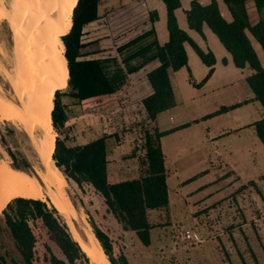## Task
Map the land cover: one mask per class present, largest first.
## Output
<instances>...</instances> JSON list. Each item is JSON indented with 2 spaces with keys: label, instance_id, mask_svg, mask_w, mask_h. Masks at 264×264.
<instances>
[{
  "label": "trees",
  "instance_id": "16d2710c",
  "mask_svg": "<svg viewBox=\"0 0 264 264\" xmlns=\"http://www.w3.org/2000/svg\"><path fill=\"white\" fill-rule=\"evenodd\" d=\"M161 1L167 9L169 41L165 45L158 41V12L151 11L146 0L103 13L102 0H72L73 22L60 34L69 76L61 82L64 84L55 85L48 101L52 126L58 132L56 137L54 129L48 150L65 182L73 183L82 195L90 190L102 204L104 220H114L124 231L135 232L144 246L151 244L154 226L150 214L167 210L170 204L161 143L167 133L154 127L158 115L175 105L170 72L188 68L186 45L210 68L198 87L212 77L216 64L213 53L203 51L179 28L176 11L181 8L180 0ZM222 1L229 9L231 21L224 18L217 0L208 5L192 0L186 13L188 27L203 36V28L207 26L238 69L248 67L253 71L246 81L255 101L264 109V66L250 38L251 35L264 54V17L252 23L248 10V3L253 2L257 13L264 16V0ZM62 85L68 86L65 95L83 112L104 111L91 122L81 119L85 128L76 137L66 131L70 120L61 102ZM242 105L222 107L206 119ZM121 118L123 124L119 130L117 125ZM134 124L143 127L144 132L143 171L138 178L111 183L108 142L120 141L119 135L132 132ZM251 127L264 147V118ZM249 185L257 187L255 182ZM1 212L24 264H90L89 255L74 239L55 206L49 207L47 202L34 196L11 194ZM91 225L110 263L117 264L110 238L92 221ZM42 230L47 232L58 253L46 244L45 255L39 254L38 234ZM122 261L127 264L124 257Z\"/></svg>",
  "mask_w": 264,
  "mask_h": 264
},
{
  "label": "rangeland",
  "instance_id": "374dc122",
  "mask_svg": "<svg viewBox=\"0 0 264 264\" xmlns=\"http://www.w3.org/2000/svg\"><path fill=\"white\" fill-rule=\"evenodd\" d=\"M1 1L6 7L11 6L12 0ZM133 1L135 0H102L103 11ZM181 1L183 4L187 3L186 0ZM158 2L162 6L160 26L166 28V7L160 0ZM248 10L253 23L264 17L253 12L255 11L253 2L248 3ZM103 11L101 10L102 13ZM179 17V20L183 23L182 13ZM190 34L192 38L199 40V43H201V38L196 32L190 31ZM208 36L209 42L210 36H213L211 38H214L220 44L218 38L211 31L208 32ZM250 38L254 41L252 36ZM210 45L214 54L219 57V50L211 42ZM253 45L264 66V54L260 45L257 42ZM188 56L191 60L193 75L197 81H202L206 69L205 65L190 46L188 47ZM14 58L13 32L5 14L0 11V89H3L8 96L11 95L10 97L19 98L23 92L17 94L4 74L5 69L10 73L13 72ZM226 70L230 77L237 78L240 75V72L234 66H230ZM223 84L216 83V81L211 82L204 91V94L207 95L206 98L197 97V102L196 92L198 89L191 88L192 97L195 98L191 105L193 115H199L202 108L207 112L213 108L216 109L219 102L221 105L228 106L243 99L244 96L239 89L240 85L234 87L233 90L230 88L222 89L221 93L218 94L215 90L222 87ZM63 86L60 87L61 102L65 106L70 120L66 131L73 133L76 137L85 128L81 119L91 122L94 116L99 118L104 114V111L95 114L83 112L75 105L76 103L67 98L65 92L68 86ZM122 124L123 119L121 118L117 125L119 130L122 128ZM32 126L33 129L37 127L36 121H33ZM203 126H201L202 129ZM226 128H231V123L223 121L222 130ZM55 131V135L58 137V132L56 129ZM199 134L196 137L193 133L188 132L189 139L181 148L184 150L182 153L176 152L178 147L173 139L164 141L165 155L169 158V165L173 169L177 167L179 170L177 172L178 177H171L168 181L171 196L168 209L150 214V221L154 226L151 231L150 246H144L135 232L124 231L123 227L116 221L104 220V209L97 197L90 190L86 195H82L73 183H68L66 180V182H62L67 194L66 209L78 232L83 237H87L91 232L87 222L91 227V221L96 224L110 238L113 256L117 264H124L122 257L127 260V264H264V179H255V177L250 176L245 179L244 183H240V180L234 174L229 173L227 175V177L229 176L228 180H221V178H226L223 177L226 170H223L224 165L222 163L217 162L215 155L207 161L200 160L198 151L201 152V149L204 148L202 145H205L208 157L210 154L213 155V148L209 143L203 144L202 132H199ZM141 135L144 136L143 127L134 124L132 132L119 135L120 141L112 139L108 142V169L111 183L135 179L141 175L143 155L135 151L137 140ZM34 138L15 116L4 114L0 120V159L4 158L13 166L33 171L34 165L35 167L40 166L39 156L34 142H32ZM245 141H241L240 137L234 134H228L217 141V146L222 156L226 158V154L221 150L222 144L229 143L233 150H237L242 154L244 152H241V149L247 147ZM256 146L264 152V147L259 142ZM189 156L195 160L189 163L191 167L186 171L179 159H186ZM183 164H185L184 161ZM219 169L223 171L220 172ZM207 170L209 171L207 175L191 184L178 187L179 181L183 178L194 177ZM261 170H264V162L261 165ZM219 176L222 177L218 179ZM251 179H255L257 182L262 194L261 197L254 188L249 187V180ZM202 187L206 188L200 191L199 189ZM48 206L51 207L50 204ZM59 211L63 215L62 219L71 229L68 219L61 210ZM1 213L0 209V264H13V262L24 264ZM260 219V222H256ZM188 228L197 231L203 242L200 244L185 242L181 237V233ZM92 231L94 232L93 227ZM46 244L51 246L55 253H58L47 232L42 230L38 234L37 245V250L41 256L45 255L44 247ZM89 258L91 259L90 264H92L93 257L89 255Z\"/></svg>",
  "mask_w": 264,
  "mask_h": 264
},
{
  "label": "bare ground",
  "instance_id": "6f19581e",
  "mask_svg": "<svg viewBox=\"0 0 264 264\" xmlns=\"http://www.w3.org/2000/svg\"><path fill=\"white\" fill-rule=\"evenodd\" d=\"M71 1L12 0L8 8L0 0V11L13 32L15 57L13 72L4 68V74L17 94L23 92L21 97L13 98L0 89V120L4 114L13 115L27 128L35 137L32 142L40 163L28 171L0 159V209L11 194L40 198L63 212L74 239L93 257L92 264H111L90 224L87 222L91 230L87 237L74 226L66 209L65 177L48 150L53 138L48 101L55 85L69 76L60 34L72 21ZM33 121L37 123L35 129Z\"/></svg>",
  "mask_w": 264,
  "mask_h": 264
},
{
  "label": "crops",
  "instance_id": "0c3cea01",
  "mask_svg": "<svg viewBox=\"0 0 264 264\" xmlns=\"http://www.w3.org/2000/svg\"><path fill=\"white\" fill-rule=\"evenodd\" d=\"M186 1L187 3L183 4L182 1L180 0L181 8L176 11V17L178 20L179 28L187 32L189 36L192 38L190 34V31L192 30H190L188 27L187 15H186L187 11L191 7L192 0H186ZM211 1L212 0H201V4L208 5L211 3ZM217 2L219 4L220 11L222 15L224 16V18L227 21H231L232 18H231V14L229 12L228 7L224 4L222 0H217ZM146 3H147L148 8L151 11L158 12L159 21L156 23L158 41L161 45H165L169 41V33H168L167 25H166V28L163 26L161 28L160 26L161 21H162V12H161L162 6L160 2H158V0L157 2L156 0H146ZM253 6H254V3H253ZM103 7L104 6L102 2L101 8H100L102 11H103ZM254 9H255V6H254ZM253 12L257 13L256 9ZM180 13H182V17L184 19L183 23H181V21L179 20ZM166 14H167V9H166ZM250 19L251 21L253 20L252 17H250ZM209 31L211 30L207 26H205L203 28V33H204L203 36H201L200 34L196 32L201 38V43H199L200 42L199 40H196L194 38L192 39L206 53L211 52L214 54V52L212 51L210 42L212 43L214 47H216L219 50L220 52L219 57L216 54H214L215 59H216V64L213 67L214 73L212 77L203 86L198 87L208 75L210 68H208L204 64L206 67L204 71V75H203L204 79L200 82L197 81L195 76L193 75V69L191 67V60L189 59V56H188V68H183L178 72H170L171 84H172V88H173V92L175 96V105L172 109L160 113L157 117L156 124L154 126L157 128V130H159V132L167 133V135L162 138L161 143H162V149H163V154H164V159H165V166L168 172V181L171 179V177H178L177 172L179 169L177 167L173 169L169 165V162H168L169 158L165 155L164 141L166 139H173L178 147L177 148L178 150H176V152L182 153L184 150L181 148L184 146V144L189 139L188 132L193 133V135L196 137L200 135L199 132H202L201 136H202V140L204 141L203 144H208V143L210 144V146L213 148V155L210 154V156L208 157V154L206 153L205 145H202L204 146V148L201 149V152L198 151V153L200 154V160L207 161L208 159H210L211 157H214L215 155L217 162L220 164L222 163L224 165L223 170H226L224 172L225 176H223L226 178H221V180H225V179L228 180L229 176L227 177V175H229V173L234 174L240 180V183H244L245 179L249 178L250 176L255 177V179L257 178L264 179V170H261V165L264 162V152L261 149H259L258 146H256V144L258 145V142L260 143V141L256 135L254 128L251 127L254 123L264 118V109L262 108L259 102L255 101V96L246 81L247 78L253 74V71L250 70L248 67L245 69H238L234 65L231 55L225 50V48L223 47L220 41H219L220 44H218L214 38H211L213 36H210V42H209V36H208ZM255 42H256L255 40L252 41L253 44H255ZM189 46L190 45L185 46L187 55H188ZM230 66H234L240 72V75L237 78L229 76L226 69H228ZM213 81H216V83H224L222 87L217 88L215 90L218 94L221 93L222 89L224 90L226 88H230L233 90L234 87H238V85H240L239 89L242 91V94L244 96L243 99H240V97H238L240 99L238 102L236 101L234 103H231L228 106L221 105V103L219 102L218 103L219 106L216 107V109L213 108L211 111L207 112L204 110V108H202L201 113L199 115H193L191 111V105L195 101V98L192 97L191 88L198 89L196 92V102H197V97H200L201 99L206 98L207 95L204 94V91H206L205 89L209 87L210 83ZM61 84H64V83H61ZM208 96L210 95L208 94ZM237 104H243V105L226 114L217 115L215 117L206 119V117L219 112L222 107H231ZM223 121H228L229 123H231V128H226L222 130ZM202 125H204L203 129L201 128ZM184 126H187V127H184ZM228 134H234L240 137L241 141L246 140L245 144L247 147H243L241 149V152H244V153L241 154L239 151L233 150V148L231 147L229 143L228 144L225 143V144H222L221 150L226 154V158L222 156L220 149H218L217 141L221 138H224ZM194 160L195 159L189 156L186 159H179V162H182L183 168H185V170L188 171L191 167L189 163L194 162ZM183 161L185 162V164H183ZM219 170L220 172L223 171L221 169ZM208 173L209 171L207 170V171L200 173L197 176L188 177L186 179L183 178L181 181H179L178 187L191 184L194 181L198 180L199 178L207 175ZM220 177L222 176H219L218 179H220ZM255 179H251L249 181L255 182L257 184ZM249 187L254 188L257 194L258 192H260L258 186L252 187L249 185ZM204 188L206 187H202L199 190L201 191ZM261 195L262 194L260 192L259 196L261 197ZM169 197L171 198L170 190H169ZM260 221L261 219L256 220V222H260Z\"/></svg>",
  "mask_w": 264,
  "mask_h": 264
},
{
  "label": "built area",
  "instance_id": "2783aa9c",
  "mask_svg": "<svg viewBox=\"0 0 264 264\" xmlns=\"http://www.w3.org/2000/svg\"><path fill=\"white\" fill-rule=\"evenodd\" d=\"M145 139L144 136L141 135L140 138H138L137 140V144L136 147L139 150L140 153H143V145H144ZM181 237L183 238V240L187 243L190 244H200L203 242V239L201 237V235L193 230V229H184L181 233Z\"/></svg>",
  "mask_w": 264,
  "mask_h": 264
}]
</instances>
